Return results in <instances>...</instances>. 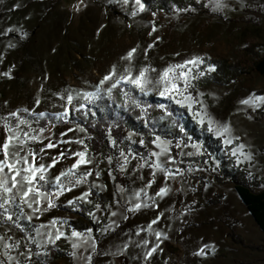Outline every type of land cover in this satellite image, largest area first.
<instances>
[{"label":"rangeland","instance_id":"obj_1","mask_svg":"<svg viewBox=\"0 0 264 264\" xmlns=\"http://www.w3.org/2000/svg\"><path fill=\"white\" fill-rule=\"evenodd\" d=\"M196 2V9L158 18L140 1L141 10L136 0H0V145L10 135L17 137L11 142L8 162L19 161L16 167L21 170L26 167L24 158L36 166L58 161L43 173L44 180L37 174L34 187L42 195L32 192L25 198L31 208L21 199L28 188L23 182L26 174L21 171L13 187L15 173L7 167L0 171V182L11 189L0 188V205L14 202L19 219L37 226L30 235L8 216L0 222V264H42L36 259L52 245L64 257L47 259L46 264H264L263 233L233 185L216 182L220 157L197 161L202 155L199 145L180 148L177 160L170 142L162 139L148 146L146 159L130 153L115 159L85 154L90 162L73 169L58 191L38 187L39 182L53 184L79 159L74 153L85 152L77 142L85 134L71 125L41 132L24 115L72 112L88 94L109 88L126 74L125 69L133 76L148 69L152 83L144 92L160 96L155 83L159 74L170 65L198 57V64L183 69L192 85L188 92L197 102L191 109L183 108L208 131L211 119L210 134L230 147L235 165L257 179V189H264V101L255 100L264 97L260 95L264 75L252 73L226 87L200 88L194 77L204 59L235 62L250 44L264 50V0ZM132 49V58L123 59ZM113 66L117 76L100 85ZM171 99L182 107L176 103L181 97ZM13 113L18 116L6 124L5 118ZM225 125L228 132H223ZM33 135L39 139H30ZM128 139L141 143L134 134H128ZM48 143L55 146L47 148ZM115 168L125 175L127 188L116 182ZM162 188L165 192L160 194ZM93 189L111 194L112 203L105 213L99 208L92 213L93 223L101 227L97 233L74 236L64 223L76 216L61 207L74 201L89 204Z\"/></svg>","mask_w":264,"mask_h":264},{"label":"trees","instance_id":"obj_2","mask_svg":"<svg viewBox=\"0 0 264 264\" xmlns=\"http://www.w3.org/2000/svg\"><path fill=\"white\" fill-rule=\"evenodd\" d=\"M140 1L152 15L158 18L170 17L175 12L199 7L196 0ZM252 73L264 75V50L257 44L245 46L235 62L223 58L202 60L194 77L199 88L226 87ZM145 93L140 92L132 84L121 81L111 93L107 88L88 94L86 101L77 109L68 112L67 117H63V114L44 113L43 117L39 114H26L23 119L33 123L39 130L43 129V132L60 125L83 129L85 137L82 145L85 154L90 158L115 159L121 153H130L140 159H146L149 155L148 146L156 139H162L170 142V152L177 160L180 148L199 145L202 155L197 161L208 162L212 158L220 157L216 182H228L233 185L241 203L264 235V189H257L260 186L257 179L237 167L230 155V147L223 146L221 140L214 138L205 125L197 124L187 110L176 105L171 97ZM260 95H264V91H261ZM161 105L164 107H160ZM17 116L6 117L5 123ZM128 134L139 136L143 143L139 145L130 143ZM113 172L116 182L122 188H127L125 175L118 168ZM69 175L60 176V181L56 180L53 184L39 182L38 187L44 192L58 191L67 182ZM88 202L89 204H82L74 201L61 207L63 211L76 216L74 220L64 223L68 233L84 235L89 232L97 233L100 230L101 227L93 223L91 215L95 208L105 213L107 206L112 203V196L107 192L99 193L93 189L89 193ZM16 213L15 203L10 202L0 208V222L11 216V222L31 235L37 226L20 220ZM42 252L43 256L36 259L42 264H46L47 259L57 261L64 257L55 245L45 247Z\"/></svg>","mask_w":264,"mask_h":264},{"label":"snow or ice","instance_id":"obj_3","mask_svg":"<svg viewBox=\"0 0 264 264\" xmlns=\"http://www.w3.org/2000/svg\"><path fill=\"white\" fill-rule=\"evenodd\" d=\"M136 3L138 5H140V9L143 10L144 5L140 3V0H136ZM218 6H220L219 3H218ZM134 52H135V49L130 50L128 52L127 56L124 57L123 59L130 60L132 58ZM199 62H200V58L197 57V58H194L193 60L185 61L183 64L170 65L168 68H165L159 74V78L155 82L157 85L160 86L159 95L160 96H166V97H173V98L175 96H179L182 99H177L176 103L180 104L182 107L186 106L189 109H191L193 103H196L197 101L188 92L189 88L192 87V85L190 83L189 73L185 72L183 69L188 64L195 65V64H198ZM177 70H179V71H177ZM210 70H214V69H210ZM152 71H155V69H152ZM147 72H148V69H146V68L141 69L139 71L138 75L133 76L129 69H125L126 74L120 75L119 78L115 79V82L111 84L110 88H108V92L111 93L112 89L116 88L121 83V81L132 84L133 86L138 88L140 91L144 92L146 85L152 83V81H150L147 78ZM5 75H7V73H5ZM116 76H117V69L115 66H113V68L109 72V74L105 75L104 78L100 81V85H104L106 82L112 81L113 78ZM178 82L183 84L182 88L179 86ZM72 99H73V97L71 95H69L68 96V102L71 103ZM255 100L264 101V97H255ZM241 103L249 104L250 101L249 100H243V101H241ZM160 107H164V106L161 105ZM13 115H15V113H13ZM39 115L41 117H43L45 114L39 113ZM67 116H68V110L65 109V111L63 113V117H67ZM199 122L204 123L203 118H201ZM20 123L23 124L26 122L22 120V121H20ZM212 124H213V121L211 119H209V121H208L209 131L213 130ZM40 131L43 132V129H41ZM69 131H72V129H69ZM81 131H83V129H81ZM228 131H229V128L227 125H225L223 127V132H228ZM221 134L222 133L220 131L217 132V135H221ZM24 136L28 137V133H24ZM16 138L17 137L10 135L7 138V140H5L2 145H0V149L3 150L4 156H5V160L0 161V171H3L4 167H7L9 169V171H12L15 173V175H13V177H12V186L13 187H16V185H17L16 177L21 175V171L26 174L23 176V182L28 185V188H27V191L23 192L21 199L23 200L24 203L28 204L29 208H31L32 204L28 203V200L25 198L28 197L29 194L32 192L37 193L38 196L42 195L40 193V190L38 188L34 187V181L37 178V174L38 173L40 174L39 175L40 180H44L45 177H44L43 173L47 170L48 167H55V165L58 161L56 159H53L52 163L50 165L45 166L44 164H40V165L36 166L34 163H29L27 158H24L23 163L26 165V167H24L22 170L17 168L16 164L19 163V161H16L14 163L8 162L9 148L11 146V142ZM29 138L32 140H38L39 139V137L36 135H33ZM77 142L82 143V141H77ZM230 142H231L230 140H225V143H230ZM21 143H23V141H21ZM141 143H143V142L141 141ZM54 146L55 145L52 143H48L46 145L47 148H53ZM41 151H43V149H41ZM161 151L162 152L167 151L166 147H161ZM30 155H31V153H30ZM63 155L64 154L61 153V156H63ZM74 155L79 157V159H77L76 162L72 164L71 168L68 169L67 173L61 172L60 176H65V175L71 174L73 169L78 168L82 164H87L90 162L86 159L85 152H77V153H74ZM153 155H159V153H153ZM33 161H35L34 155H33ZM157 167H159V165H157ZM60 176L56 177L57 182L60 181ZM79 182L80 181H77V183H79ZM5 183L6 182H0V188H4V190L6 192L11 191L10 188L5 187ZM164 192H165V189L162 188L160 190V194H163ZM87 195H88V193H84V197H86ZM38 202L39 201H37V203ZM5 203H7V201H5ZM51 206H53V205H52L51 200H49V207H51ZM0 207H3V205H0ZM8 219H11V216H9ZM60 235H62V233ZM73 235L76 236L78 234L74 232ZM157 235L159 236V234H157ZM58 238H59V235L57 236V239ZM73 247H76V245H73ZM148 255H151V253H149Z\"/></svg>","mask_w":264,"mask_h":264}]
</instances>
